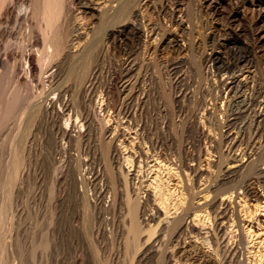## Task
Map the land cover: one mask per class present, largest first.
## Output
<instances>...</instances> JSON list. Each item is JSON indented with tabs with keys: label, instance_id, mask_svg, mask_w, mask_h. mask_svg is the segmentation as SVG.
<instances>
[{
	"label": "rangeland",
	"instance_id": "obj_1",
	"mask_svg": "<svg viewBox=\"0 0 264 264\" xmlns=\"http://www.w3.org/2000/svg\"><path fill=\"white\" fill-rule=\"evenodd\" d=\"M112 1L113 0H111V2ZM115 1L116 0L112 2L114 5L116 4ZM127 1L128 0H124L126 3ZM132 1L136 4L137 0ZM165 1L168 5L167 14L160 11L162 3ZM250 1L251 0H152V7L146 10V14L143 12L144 14H142L143 16H141L140 19L135 20L136 25L146 26V28L142 26L137 27L141 28L142 31L146 29V35L148 36V38L146 36V39L149 45H153L152 40H154V38L158 40L165 36L179 41V47H173L174 49L169 47L157 52L150 50L151 46L147 43H139L137 39H132L130 34H125L123 40H121L119 36L111 38L106 36V33L112 30V26L113 28L118 26L123 19L121 16L119 17V15L116 16L117 14L112 15L106 13L105 16L103 15L105 19L104 17H99L98 20L100 19L101 21L97 20L95 22L96 29L93 35L96 34L94 37H97V41L100 42H94L96 41L94 38L93 43H95V45L93 48L96 49L94 50L92 48V51L90 50L93 53L91 56L96 58L99 55V50L103 49L102 51L100 50V53H102V58L105 59L101 61L104 64L100 63L103 72L101 71V76L99 75V78L96 80L95 91L97 96L98 93H101L99 96L104 100L106 105L107 103L108 106L110 105L108 111L110 114L108 115V113H105L103 117L105 120L107 118L106 124H104L106 127L109 126L112 130L113 128L117 129L113 131H118V129L120 130L123 127L122 124H120L122 123L120 119L121 116L118 115V106L120 108L121 104H123L124 108L127 107L125 109L127 113H130L131 121L132 119L134 120L133 124L135 123L137 125L142 121L139 125H146V127H142L140 131L143 136L142 139H139L141 147L143 146L142 148L140 147V149L149 153H153V151L156 153L158 151L160 152H158V155L161 157L159 156V162H157L159 165L156 164L154 166L155 168L157 167V169L153 167L154 163L148 164L149 166H143L142 169L144 170L142 171L141 169L138 174V179L140 181L137 179L136 182H144L142 185L144 190L145 188L147 191L150 190V186H147L150 185L151 182L156 183V181L168 180L169 175H171L174 181L170 182V191L172 193L174 191H176L177 194L180 193V187L177 185V177L174 175L176 172L173 168H169L170 166L168 164L169 162H174V159L179 157L182 152V150H180L181 148L184 150L188 149V156L197 159V161L195 160L196 162L200 163L202 161L200 165L202 169L206 166L204 162L216 161L218 153L219 156L225 160H227L226 158L228 157H233V153H237L235 155L240 156H243L241 153L244 155L253 154L251 156L256 160V164L264 166V0H258L255 10L252 8ZM128 2H131V0ZM104 24H107L106 27H104ZM152 30H156L158 36H152ZM149 37L151 38L150 40H148ZM236 38L240 41V46L244 48V50L249 51L252 64L248 66V70L252 78L246 88L239 92L234 90L231 92L233 94L229 93L227 96L223 89L224 87H222L225 77H222V75L217 77L215 84L212 82L213 79H209L210 76L205 75L204 65L209 55L214 53L221 55L226 61H230L232 43ZM157 40L154 42L155 45L156 42H158ZM125 41L130 43H125ZM133 41L135 43H133ZM105 46H108V48H105ZM146 49H148V51ZM130 58H137L134 59V61L136 60L135 63H137H134L133 67L135 73L129 67L130 64H128V62L131 61ZM67 66L69 67L68 69L66 68ZM76 66L77 65L73 68L67 64L64 67L63 73L60 75V81H68L70 84H75L76 80L74 78L77 79L78 75H74L78 74L79 71H77V69L80 70V67L77 66L76 68ZM136 68L138 71L137 73ZM124 69H126V71ZM74 71H77V73ZM122 73L125 74L123 75ZM133 73L137 74V76L135 75V77ZM129 74L131 75L130 78H128ZM126 77L130 80L131 86L128 82L129 80L125 79ZM121 80L123 81L122 83ZM125 84H129V90H127V92L123 91ZM134 85L135 87H133ZM128 91H135L133 95V97H135L129 96L130 92L128 93ZM235 91L236 93H234ZM219 95H221V97ZM227 97L229 99H227ZM81 98L82 100L84 99V97H79L77 100L78 102L75 104L78 109L79 106L82 108L84 103L86 107H88L87 104H89L88 100L85 99L80 102ZM143 98L146 99L142 100ZM244 99L247 103H241ZM135 101L136 103H134ZM138 103L140 107L136 106L139 105ZM134 106L140 108L138 109L140 114H138V111H136L137 113L135 112L137 115L133 113L135 110ZM129 109H132V113ZM261 113L263 117L259 118V114ZM117 115L120 120L117 118ZM140 115H142V119ZM136 118V122L138 121L137 123L135 122ZM64 121L65 119L60 121L56 120L58 124L59 122L62 123V127L67 123H63ZM172 121H174V124L171 123ZM56 122L54 120L49 122L48 125H44V129L42 130V140H44L40 143V145L42 144L43 146H38V148H40L37 151L38 156L36 155L34 157V155L31 154V158L27 159V172L23 180L22 188L13 198V208H11V216L8 218L9 220L11 218L12 223H14L17 228L13 236L16 237V235H18L21 254L15 262L11 261L10 264H130L133 255H129L128 258L127 248H125L126 245L124 244L126 229L129 225L128 220L124 218L126 215L125 207L122 202H119L115 208L110 205L114 198L112 197L114 194L111 189L113 181L110 182L112 180V174H110L111 172H107L100 151L102 148H105V143L103 144V140H100L101 138L97 136L98 134L95 130V132L92 131L93 133L90 134V136L80 140L82 141L81 143L79 140H75V142H66V138L63 139V141L60 137L62 136L61 130H56L58 127H61V125L59 124L56 127ZM167 122L170 123L167 124ZM50 123L55 124L52 125L56 128L52 127ZM161 125L162 127H160ZM172 125L176 126H173L175 127L173 128L175 131L172 129ZM177 125H180L179 129H177ZM10 127H12V122L9 124L8 129L1 133L3 135H0L2 138L4 135L9 137L8 131ZM50 127H52V129ZM161 128L163 131H166H164V133L163 131L161 132ZM170 128L173 131H170ZM132 131L133 130H130V132L127 133V139L130 137L129 141L132 140L131 136L134 137V131ZM57 133L58 135H56ZM95 133L97 135H95ZM207 133L211 135L209 136ZM205 136L208 140L204 138ZM1 137L0 149H2L3 153L0 151V158L3 157V154L5 157V152L8 149L5 148L6 151L3 149V146L8 147V144L7 141L3 143L2 140L5 141L7 139L4 140ZM45 138H47V140ZM151 141L153 144H151ZM214 142H221L222 147L218 143L215 144V147L213 144ZM68 143L73 144L71 146ZM47 144L50 146L48 147ZM84 144H86L85 148ZM181 144L183 147L179 146ZM158 145L160 147H158ZM61 147L65 149H61ZM211 147L213 151H209ZM214 148H216V150H214ZM207 150L210 153L207 152ZM229 150L231 152H229ZM47 151L52 152L49 153ZM62 151L64 152L62 153ZM40 152H42V154H40ZM127 152L124 150L125 154ZM222 152H224L226 156H224V153L220 154ZM228 153L230 156L227 155ZM208 154H211V156H208ZM177 155L178 157H176ZM183 155L184 153L182 157H184ZM212 155H214V159ZM203 156L206 158L208 156V158H210L208 160V158L206 159ZM218 157L217 159H219ZM168 158H172L169 159L171 161H169ZM256 164L255 166H257ZM207 167L208 166L205 167L207 170L216 168V170L213 169L214 171L209 170V172H211V177L220 174L217 166L212 165L210 168ZM147 168L148 173L146 171ZM251 169L252 170L248 169L246 172L244 171L240 175L238 174V177H232L233 179L226 178L224 181H220L221 183L219 182L218 176L212 179L215 181L218 180L216 184L220 185H218V187L221 194H228L232 192V189L239 192L242 186L248 182H254L257 185L263 182L261 175H258L257 171H255L256 168ZM171 171L173 175L170 173ZM213 172L215 173L213 174ZM79 175L81 178L79 179L80 181L77 180V176ZM157 176H159L158 179L160 180L157 179ZM215 181H213V183H215ZM176 187H178V189ZM172 188H174V191ZM222 188L223 190H221ZM109 197L112 199L111 201ZM235 205L237 206L236 203ZM237 208V220H239L237 223H240L238 224L241 227V234H239L238 231H234V234L231 236V241L233 244L235 243L236 246H239L243 255L245 253L246 258L248 257L251 261L253 258L256 259V256L258 258L261 252L264 253V228L261 233L259 232L260 235L254 232L256 227H253V229H251L252 231L249 230V221H255L259 212L258 214L257 212L255 213L253 207H251L252 209L250 208L251 212L245 210L246 208H244L243 204L237 206ZM252 214L253 217H251ZM86 218L87 220L89 219L88 222ZM90 221L91 223H89ZM17 231L18 233L16 234ZM242 233H245V235ZM198 248L200 249L201 247ZM139 263L157 264V260L153 259L152 255L147 254L141 261L137 260L133 263L131 262V264Z\"/></svg>",
	"mask_w": 264,
	"mask_h": 264
},
{
	"label": "bare ground",
	"instance_id": "obj_2",
	"mask_svg": "<svg viewBox=\"0 0 264 264\" xmlns=\"http://www.w3.org/2000/svg\"><path fill=\"white\" fill-rule=\"evenodd\" d=\"M128 1L126 3L124 0H116V4L114 5L111 0L110 2L109 0H0V135H2L1 133H3L4 130L8 129L9 124L12 122V127H10L8 131L10 138L5 135L3 138L0 136L4 140L7 139L5 141L2 140V142L4 143L7 141L8 144V147L3 146L5 151L8 148L5 152V157L3 154L4 158H0V264H10L11 261L15 262L21 254V250L19 249L18 235H16V237L13 236V233L17 228L15 224L12 223L11 218L9 220L8 217L11 216L14 195L22 188L23 180L27 172V159L31 158V154H33L34 157L37 155V151L40 149L38 146H41L42 144L40 145V143L44 140H42V130L44 129V125H48L49 122L54 120L56 122V120L60 121L63 119H65L63 123L67 122L64 124L65 127L64 125L62 127V123L59 122L61 127L56 129L61 130L62 136L60 137L62 140L66 138V142H75V140L80 141L90 136V134L93 133L92 131L95 130L98 134L97 135L95 133V135L99 136L101 138L100 140H103V144L105 143L106 145L105 148H102L100 151L101 158L104 161L107 172H111L110 174H112V180L110 179V182L113 181L111 184V189L113 190L114 196L112 197L114 198L112 200L109 197L110 201L112 200L110 205L111 207L113 206L115 208L119 202H122L125 207L126 215L124 218L128 220L129 225L126 229L124 244L126 245L125 248H127L126 250L128 253V258L129 255H133L131 258L132 263L137 260L141 261L145 255L150 254L152 255L153 259L157 260V264H264V253L261 252L258 255V258L256 256L257 254L255 253L256 259L253 258L250 261L248 257L246 258L245 253L243 255V252L239 249V246H236V244H233L231 241V236L234 234V231H238L239 234H241V227L239 225L240 223H237V221H239L237 220V206L239 205L243 204L244 208H246L245 210L250 211V208L253 207L255 209V213L257 212L258 214L259 212L255 218V221H249V230L253 229V227H256L254 232L260 235L264 228V166L256 164V160L253 158V156H251L253 154H246V156L241 153L243 156H240L235 155L237 153H233V151V157H225L227 159L225 160L219 156L218 153L219 157H217L219 159L216 157V161L214 160L213 162L204 163H206V166H208L207 168L212 167V165L218 167V172L220 173L218 174L220 177L219 175H216L219 178V182L224 181L226 178L233 179L232 177L235 178L238 174L240 175L244 171L246 172L248 169L252 170L251 168H256L255 171H257V174L261 175L263 178V182L260 185H257L254 182H248L242 186L239 192L232 189V192L228 194H221L219 192V184H216L218 183V180H213L214 177L217 178V176L211 177V172H209L210 169L207 170L205 168L206 166L204 167L205 170L200 167L202 161L200 163L196 162L197 159L188 156V149L184 150L181 148L180 150H182L184 153V157H182L183 153L179 151L181 153L180 155L178 154L179 157L178 155L176 156L178 158L174 159V162H169L171 161L169 159L172 158H168V165L170 166L169 168H173V170L176 172L174 175L177 177V185L180 187V193L177 194L176 191H174V188H172L174 191L173 193L170 191L171 188H169V185H171L170 182L174 181V179L172 178L173 176L169 175V173L168 180L165 181L158 179L159 176H157V179L160 180V183L157 181L156 183L151 182V184L147 186H150V190L147 191L146 188L144 190L142 186L144 182H136V180L139 178L138 174L140 173L143 166L146 167L145 165L154 163V167L157 162H159L158 160L160 155H158L159 151L157 153L155 151H153V153H149L147 151H143V149H140L141 143L139 139L143 138L140 131L142 130V127H146V125H139V123H142V121L137 125L135 123L133 124L134 120L132 119L131 121L130 113H127L125 110L127 107L124 108L123 104H121L120 108L118 106V115L121 116L120 119L122 120V123H120L121 121L118 123L122 124L123 127L120 130L118 129V131H113L117 129L113 128L112 130L109 128V126L106 127L105 122L107 118L105 120L103 117L105 113H108L110 105L108 106V103L106 105L104 100H102L99 96L101 93H98L97 96L95 91L96 80L99 78L101 71L103 72V70H101L102 66L100 67V63H103L101 61L104 58H102V53H100L101 49L99 50V55L97 57L95 56L96 58L91 56L93 54L91 49L95 45V43H93L95 38L94 36L96 35H93L96 29L95 22L99 17L103 18L106 13H110L112 15L117 14L116 16L119 15V17L121 16L123 19L120 21L118 26H115L114 28L112 26V30L109 29L110 31L106 33V36L109 38L119 36L120 39L123 40L125 34H130L132 39H137L139 43H147L149 45L146 39V29H143L144 27L146 28V26L143 27L142 25H136L135 20L140 19V17L143 16L142 14H144L148 8L152 7V0H137L136 4L132 0L131 2ZM250 2L252 4V8L255 10L258 0H251ZM167 6V2L165 1L162 3L160 11L164 14H167ZM98 21L101 20L99 19ZM106 25L104 24V27H106ZM137 26H142L144 31H142L141 28ZM152 33V36H158L156 30H152ZM150 37L148 40L151 39ZM96 38V41L94 42H100L97 41ZM155 40L157 39L154 38V40H152L153 45H149L151 46L150 50L153 52H157L169 47H179V41L172 39L171 37L165 36L162 37V39H158L156 45L154 44ZM125 43L128 42L125 41ZM133 43L135 42L133 41ZM240 45L241 43L237 38L233 40L231 47L232 50L230 49V61H226L221 55L214 53L209 55V58L204 65L206 73L205 75L210 76L209 79H213L214 81L212 80V82L215 84L217 77L220 75L225 77L222 87H224L223 89L225 90V94L227 96L234 90L239 92L240 90L246 88L250 79L252 78L248 70V66H251L252 64L251 56L249 55V51L244 50V48H242ZM105 48H108V46H105ZM126 48L128 49L127 46ZM93 49L95 50L96 48ZM146 50L148 51V49ZM134 59H131V61H129L130 63L128 62V64H130L129 67L133 72L134 63L136 62ZM67 64L73 68L75 65L80 67V70L77 69V71H79L78 74L74 75H78L77 79L74 78L76 80H74L75 84H70L68 81H60V75L63 73L64 67ZM66 68L68 69L69 67L67 66ZM124 70L126 71V69ZM77 71L74 72L77 73ZM137 72L138 71L136 68V73ZM135 75L137 76V74H134V76ZM130 76L131 75L129 74L128 78H130ZM128 78L126 77L125 79ZM122 82L123 81L121 80V83ZM128 82L130 83V80ZM131 85L132 84L130 83V86ZM128 87L129 84H125L123 91L127 92V90H129ZM133 87H135V85ZM236 91L234 93H236ZM129 92V96L133 97L135 93L133 91H128V93ZM142 96L144 97L145 95ZM219 96L221 97V95ZM79 97H84L85 100H88V107H86L85 103L82 108L79 106V109L75 106ZM84 99L82 100L81 98L80 102L84 101ZM144 99L146 98H143L142 100ZM227 99L229 98L227 97ZM245 102L246 100L244 99L241 103ZM134 103H136V101ZM136 106L140 107V104ZM139 107L136 108L134 106L135 110L133 113L138 111V109H140ZM138 112V114H140V111ZM109 114L110 113H108V115ZM119 116L117 117L118 119ZM141 116L142 115H140V117ZM261 117H263L262 113L259 114V118ZM136 120L137 118L135 119V122ZM173 122L174 121L171 123L174 124ZM168 123L170 122H167V124ZM50 124L52 127H55L53 126L55 124ZM59 124L57 123L56 127ZM173 126L175 125L171 126L172 129L176 127ZM179 126L177 129H179ZM52 127L50 128L52 129ZM160 127H162V125ZM172 129L170 131H175V129ZM130 130L134 131V137L131 136V141H129L130 137L127 139V133H129ZM162 131L163 130L161 128V132ZM58 133L56 135H58ZM47 136L49 137L48 133ZM206 136L204 137L205 139H207ZM47 138L45 139L47 140ZM81 142L82 141H80V143ZM216 143L218 142L213 143L214 146ZM68 144L72 146L73 143ZM151 144H153V142ZM218 144L221 145V142ZM85 145L86 144H84V148ZM181 145L179 146L183 147V145ZM49 146L50 145H48V147ZM158 147L160 146L158 145ZM62 148L65 149L64 147H61V149ZM153 148L156 149L157 146L156 148ZM124 150L128 152L125 154ZM210 150H212V147L209 149V151ZM214 150H216V148H214ZM0 151L3 153L2 149H0ZM64 151H62V153ZM209 151L207 150V152ZM229 152L231 151L229 150ZM223 153L224 152L220 154ZM40 154H42V152H40ZM209 155L211 156V154H208V156ZM214 155H212V158ZM227 155H229V153ZM205 156L203 157L206 158ZM224 156H226L225 153ZM255 164L257 166H255ZM155 169H157V167ZM143 170L144 169H142V171ZM214 170H216V168ZM146 171L148 173V168ZM170 173L172 174V171ZM214 173L215 172H213V174ZM79 179H81L80 175L77 176V180ZM213 181H215V183H213ZM176 188L178 189V187ZM221 190H223V188ZM251 217H253V214ZM88 220L86 218L87 222ZM89 223H91V221ZM17 233L18 231L16 234ZM243 235H245V233ZM198 247L201 248L199 249Z\"/></svg>",
	"mask_w": 264,
	"mask_h": 264
}]
</instances>
